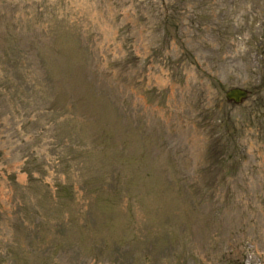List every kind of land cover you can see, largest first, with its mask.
<instances>
[{
    "label": "rangeland",
    "instance_id": "rangeland-1",
    "mask_svg": "<svg viewBox=\"0 0 264 264\" xmlns=\"http://www.w3.org/2000/svg\"><path fill=\"white\" fill-rule=\"evenodd\" d=\"M0 264H264V0H0Z\"/></svg>",
    "mask_w": 264,
    "mask_h": 264
},
{
    "label": "water",
    "instance_id": "water-1",
    "mask_svg": "<svg viewBox=\"0 0 264 264\" xmlns=\"http://www.w3.org/2000/svg\"><path fill=\"white\" fill-rule=\"evenodd\" d=\"M249 95L248 89L242 87H232L226 92V97L235 104L243 102Z\"/></svg>",
    "mask_w": 264,
    "mask_h": 264
}]
</instances>
